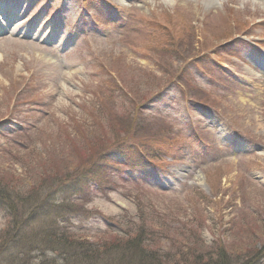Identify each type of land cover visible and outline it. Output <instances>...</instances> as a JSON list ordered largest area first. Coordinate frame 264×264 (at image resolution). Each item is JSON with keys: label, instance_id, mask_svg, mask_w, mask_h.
<instances>
[{"label": "rangeland", "instance_id": "obj_1", "mask_svg": "<svg viewBox=\"0 0 264 264\" xmlns=\"http://www.w3.org/2000/svg\"><path fill=\"white\" fill-rule=\"evenodd\" d=\"M0 9L2 179L23 187L82 170L125 135L107 121L135 104L149 127V139L125 142L136 152L108 147L126 163L117 182L67 193L87 196L61 227L99 263L42 243L48 229L0 205V231L12 237L0 264H115L131 250L100 255L98 244L141 225L145 254L164 264L219 250L223 264H264V0H0ZM151 146L161 152L142 157Z\"/></svg>", "mask_w": 264, "mask_h": 264}, {"label": "trees", "instance_id": "obj_2", "mask_svg": "<svg viewBox=\"0 0 264 264\" xmlns=\"http://www.w3.org/2000/svg\"><path fill=\"white\" fill-rule=\"evenodd\" d=\"M135 106L132 111L120 114L118 120L107 121L108 128L110 129L109 133L115 135L121 131L124 132L125 135L107 144L105 146V151L102 149L101 151L95 152L93 158L89 159V157L86 164H83L85 166L82 167V170L74 171L71 169L62 176V179L59 177L48 176L47 174L40 175L37 183L23 187L12 185L10 182L5 181L0 177V205L3 207L5 213H7L8 217H13L14 219L19 218L22 221L24 217H19L18 215H28L30 217L27 219L31 218L30 221H36L35 227L49 230L48 237L47 235L42 238L38 236L42 243L54 242L57 239L58 242L56 243H58V246L60 244L62 245V248H64L60 249L61 251L63 250V253L65 250H69L75 256H81L82 258L83 256L91 255L93 258L90 257V261L96 258L97 254L89 247V244L85 239L79 240L68 233H64V229L61 227L62 224H60V222L62 218H64L66 214L77 213L79 211L77 207H81V202H85L84 197L87 196L85 195L79 199H72L71 195H68L67 193L73 191L74 186L77 187L81 184L85 185L90 181L100 184L101 186L102 182H104V185H108V180L110 182H117L113 177L114 171L117 170L116 167L120 164L126 165V163H122L121 161L119 163L118 161L111 159L108 153H106L108 147L116 145L124 152V156H126L129 151H138L135 148V144H125L128 139H149L147 131L149 127L142 123L141 120L143 119L141 116L137 115V113L139 114V108L141 107ZM163 131L164 138L168 140L171 139L169 128H163ZM85 135L87 136V133H85ZM162 143H164V141ZM158 148V146H151L148 148L151 153H148L147 150L145 154H142V157L153 160L155 158L154 155L161 152H155ZM102 188H104V186H102ZM45 201H49L47 203H50L51 206H46V204H44ZM75 203L77 204L75 205ZM46 207H48V209L45 213L44 208ZM42 211L43 213H40ZM42 214L43 216H40ZM36 216L40 217L37 219ZM17 225L18 224H15L14 227H17ZM31 234L34 237L36 236L37 231L35 228L32 229ZM113 236H115L113 241L99 243L97 251L100 255H107L108 252L111 251L110 249H113L115 253L131 250V257L124 255L123 257L118 258V262L115 264H137V260L139 264L169 263V259L164 261L161 255L159 258L152 256L151 253L149 254L151 256L145 254V250L151 245L149 244L148 232L142 225L138 227L137 230L131 232L127 231L125 237H120L117 234ZM10 238L12 237L11 235L10 237L8 236L7 227L0 231V250ZM40 241L38 242L35 239V245L42 250L43 247H41ZM259 250L262 252L261 247L257 252H259ZM192 251L193 250L190 251L191 256L195 255ZM90 252H92V254H90ZM224 255V250H219V252L213 251V254L208 252L205 258L202 256L197 262H184V260L181 261L180 258L179 262L175 261L174 264H223ZM189 259H191V257ZM73 260L77 259L73 257ZM97 261L99 263V260ZM97 261L94 259L93 262L96 263ZM86 264H88V262Z\"/></svg>", "mask_w": 264, "mask_h": 264}, {"label": "bare ground", "instance_id": "obj_3", "mask_svg": "<svg viewBox=\"0 0 264 264\" xmlns=\"http://www.w3.org/2000/svg\"><path fill=\"white\" fill-rule=\"evenodd\" d=\"M221 130H223V129L221 128Z\"/></svg>", "mask_w": 264, "mask_h": 264}]
</instances>
